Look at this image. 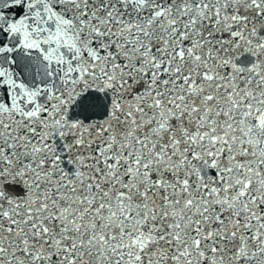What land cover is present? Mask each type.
I'll list each match as a JSON object with an SVG mask.
<instances>
[{
  "label": "snow or ice",
  "instance_id": "1",
  "mask_svg": "<svg viewBox=\"0 0 264 264\" xmlns=\"http://www.w3.org/2000/svg\"><path fill=\"white\" fill-rule=\"evenodd\" d=\"M0 264H264V0H0Z\"/></svg>",
  "mask_w": 264,
  "mask_h": 264
}]
</instances>
